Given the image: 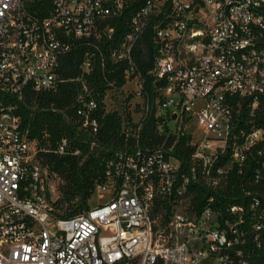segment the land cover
Here are the masks:
<instances>
[{"label": "built area", "instance_id": "1", "mask_svg": "<svg viewBox=\"0 0 264 264\" xmlns=\"http://www.w3.org/2000/svg\"><path fill=\"white\" fill-rule=\"evenodd\" d=\"M130 1L0 0V264H249L238 246L244 207L232 205L239 220L223 221L213 198L197 209L189 186L220 187L229 168L242 165L263 139V128L241 134L235 128L239 101L253 98L254 108L264 95V0L143 1L110 56L128 61L132 78L133 48L150 27L153 71L164 80L157 115H170L187 133L185 124L196 118L204 130L191 141L189 172L172 148L124 147L107 161L106 180L94 189L110 191L109 202L71 216L57 213L58 197L48 189L57 175L42 163V153L80 150L70 148L67 137L54 147L31 138L18 106L27 90H57L58 70L74 41L111 38L112 19L123 16ZM92 57L86 54L83 71L91 70ZM140 87L143 92L142 79ZM148 108L145 100L144 113ZM98 110L96 99L78 96L77 116L92 133ZM258 206L255 199V238L264 227Z\"/></svg>", "mask_w": 264, "mask_h": 264}, {"label": "trees", "instance_id": "2", "mask_svg": "<svg viewBox=\"0 0 264 264\" xmlns=\"http://www.w3.org/2000/svg\"><path fill=\"white\" fill-rule=\"evenodd\" d=\"M144 0H131L124 15L112 19L115 31L111 38L103 35L100 39H76L72 50L64 55L58 70L62 79L57 90H27L18 106L22 124L31 138L41 145L54 147L63 137L69 140L70 148L79 149V154L42 153V163L57 175L61 181L58 198L55 201L59 216H71L89 208L88 199L94 193L98 182L106 180V164L116 150L138 145L144 150L163 147L181 160V170L189 172L190 157L194 146L192 136L180 128L168 114L156 113L155 101L158 88L164 80L157 79L154 73L156 49L150 27L147 28L133 48V61L136 74L142 79L144 98L149 104L139 124L132 121L130 111L126 116L118 112H107L104 97L108 89H121L127 82L126 60L113 61L111 48L117 46L129 28L132 14ZM93 54L92 68L83 71L81 65L86 54ZM94 98L99 102L97 118L99 128L92 133L82 126L76 113L79 95ZM252 107L253 98L241 99L237 113L235 132L241 134L253 126L264 130V95ZM237 102V100H236ZM235 102V103H236ZM128 126H133L129 130ZM134 131V132H132ZM228 157L219 160L223 165ZM189 190L194 192L193 202L201 210L210 202L220 213L221 220H239V214L229 211L232 205L244 207L242 222L237 223L245 231L244 241L238 246L243 250L249 264H264V227L255 231L256 220L251 203L257 199V212L264 213V136L251 147L242 165L234 164L226 172L222 185L218 188L201 182H191Z\"/></svg>", "mask_w": 264, "mask_h": 264}, {"label": "rangeland", "instance_id": "3", "mask_svg": "<svg viewBox=\"0 0 264 264\" xmlns=\"http://www.w3.org/2000/svg\"><path fill=\"white\" fill-rule=\"evenodd\" d=\"M141 79L138 76H133L128 79L126 84L121 89H108L104 97L105 109L107 112H118L123 116L130 111L132 121L134 123L140 122L145 108L144 93L141 91ZM132 130L133 126H128ZM185 130L192 134V140L201 139L204 134L203 127L198 123L196 118H192L185 124ZM134 132V131H132ZM58 178H50L48 182V189L50 196L54 199L58 197V186L60 184ZM112 199L110 191H94L88 199L89 208L97 207L100 204H105Z\"/></svg>", "mask_w": 264, "mask_h": 264}]
</instances>
